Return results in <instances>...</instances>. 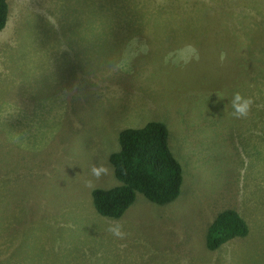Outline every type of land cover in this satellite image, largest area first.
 Returning <instances> with one entry per match:
<instances>
[{"label": "rangeland", "instance_id": "1", "mask_svg": "<svg viewBox=\"0 0 264 264\" xmlns=\"http://www.w3.org/2000/svg\"><path fill=\"white\" fill-rule=\"evenodd\" d=\"M9 5L0 264H264V0ZM234 91L253 100L246 119L231 114ZM153 120L182 165L179 197L138 193L121 218L101 215L92 190L120 184L110 162L120 131ZM94 165L107 171L92 177ZM226 208L250 232L210 250L208 227Z\"/></svg>", "mask_w": 264, "mask_h": 264}, {"label": "trees", "instance_id": "2", "mask_svg": "<svg viewBox=\"0 0 264 264\" xmlns=\"http://www.w3.org/2000/svg\"><path fill=\"white\" fill-rule=\"evenodd\" d=\"M9 15V0H0V32L6 27ZM193 18L198 16L187 18L186 23H194ZM119 143L120 149L110 155V162L120 184L92 190L94 206L101 215L121 218L138 193L160 205L179 197L183 168L171 150L169 129L164 122L153 120L142 127L124 128L119 133ZM249 232V224L240 212L226 208L210 223L206 245L216 250Z\"/></svg>", "mask_w": 264, "mask_h": 264}, {"label": "clouds", "instance_id": "3", "mask_svg": "<svg viewBox=\"0 0 264 264\" xmlns=\"http://www.w3.org/2000/svg\"><path fill=\"white\" fill-rule=\"evenodd\" d=\"M217 96L220 99H224L219 93ZM228 103L231 105L232 116L236 119H246L251 111L253 100L251 97L243 95L240 91H234ZM107 169L103 166H92L90 173L92 177L99 178L102 173L106 172ZM86 186L92 187V181L86 182ZM112 236L123 239L126 233L122 230V225L119 222L109 223L106 229Z\"/></svg>", "mask_w": 264, "mask_h": 264}]
</instances>
